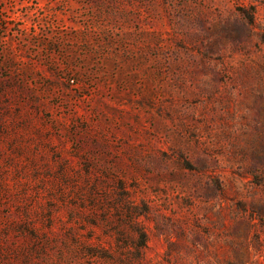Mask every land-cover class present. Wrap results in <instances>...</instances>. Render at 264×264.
Listing matches in <instances>:
<instances>
[{"label":"rangeland","instance_id":"374dc122","mask_svg":"<svg viewBox=\"0 0 264 264\" xmlns=\"http://www.w3.org/2000/svg\"><path fill=\"white\" fill-rule=\"evenodd\" d=\"M0 264H264V0H0Z\"/></svg>","mask_w":264,"mask_h":264}]
</instances>
